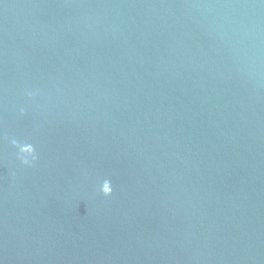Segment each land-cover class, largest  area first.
Returning <instances> with one entry per match:
<instances>
[{
    "label": "water",
    "instance_id": "obj_1",
    "mask_svg": "<svg viewBox=\"0 0 264 264\" xmlns=\"http://www.w3.org/2000/svg\"><path fill=\"white\" fill-rule=\"evenodd\" d=\"M0 264H264V0H0Z\"/></svg>",
    "mask_w": 264,
    "mask_h": 264
},
{
    "label": "clouds",
    "instance_id": "obj_2",
    "mask_svg": "<svg viewBox=\"0 0 264 264\" xmlns=\"http://www.w3.org/2000/svg\"><path fill=\"white\" fill-rule=\"evenodd\" d=\"M29 95H31V93H29ZM12 143L15 144L16 141H13ZM19 151H20V153H24V154H27V155L31 156L33 160L35 159V156L32 155L33 152H34V149H33V147L31 145L29 146L27 151H21L20 148H19ZM21 160H22V163H24V164H29L30 163V161L27 158H25V157H21ZM99 191L102 192L105 196L110 195L111 192H112V187H111L110 180L104 179L102 181V183L100 184V186H99Z\"/></svg>",
    "mask_w": 264,
    "mask_h": 264
}]
</instances>
